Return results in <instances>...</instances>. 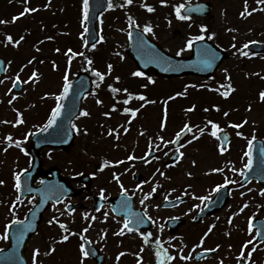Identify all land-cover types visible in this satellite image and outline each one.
Masks as SVG:
<instances>
[{"label": "rangeland", "instance_id": "1", "mask_svg": "<svg viewBox=\"0 0 264 264\" xmlns=\"http://www.w3.org/2000/svg\"><path fill=\"white\" fill-rule=\"evenodd\" d=\"M213 5V18H209L207 20H186L181 21L177 19L175 14L171 15L170 10H168L167 13H163V16L167 19V22L165 23L169 29L168 34L165 33L162 29L164 26H162V29H158L155 22L153 23V29L155 32V35H152L149 33V37L158 42L161 47L167 51L168 53L177 55V52H179L182 48L185 49L183 52H181L180 55H188L189 52H187L186 44H184L188 39L202 34L200 32V26L206 25L208 31L206 32L207 36H210L212 33H214L215 30H217L220 33H226L232 25L236 24V16H233L234 12H241L243 11V6L245 4V0H235V3H239V5H234V8L229 7V0H208ZM252 1V3L249 4L250 8H264V6H260L257 3H254L256 0H249ZM50 3L54 6L53 0H36L32 5H29L25 0H17L16 3L18 7L14 8V10H17L12 15H18L21 12L24 11L25 7L30 8H36L39 9V13H42L44 10L43 8H39L37 5H45L47 3ZM56 2V1H55ZM173 4H188V0H173ZM36 4V5H35ZM242 4V5H241ZM57 5V4H55ZM166 7V6H164ZM54 7L48 8L44 14L46 18L50 17L52 10ZM58 13H62L64 16L63 19H68L71 22V25H57L47 23L46 21H43L42 26H39L36 22L34 13H28L25 19H22L19 21L15 27H9L11 28V33L14 36H17L16 33H19L25 26L26 22H33L35 20L36 23H29L27 24V28L30 31H36L38 33V38L36 40H39L41 43L39 47V51L35 50L38 48L37 45H32L30 42L31 40H28V38L21 41L18 47H20V57L14 58V55H9L6 52V55L3 56L6 60V66L7 68L15 69L11 62H18V61H26L27 58L31 59L34 52L35 57V63L39 65L40 69L38 70L39 74H42L43 78V85L45 87V93L40 97L36 95H32L30 99H28L24 104H20L18 107V110L22 111V108H28L30 109V116L29 117V123L26 127V132L34 133L37 131V126H35V121L38 122H45L47 117L50 115L51 110L53 109L56 99L55 96L58 95V92L62 88V80H63V72L64 69L60 68L56 73L54 71H51V67L49 66V62L52 61L51 65L54 67V63L60 56V51L57 52L56 49L59 48L60 50H63L66 48L67 45H69L68 49H74L73 52L79 53L80 47H86L84 36L82 37V33L84 30L82 29L83 26V0H61L58 6ZM165 10V9H164ZM12 11V10H10ZM166 11V10H165ZM112 10L110 9L107 13H103L97 20L96 28L97 33L99 37L102 35L104 37L103 41L98 40L96 49L90 48L91 52H95L101 47H104L105 45H112L114 46V43L117 42L121 48L126 47V27H128V24L122 25L121 23L119 25H116L114 28H117L115 37L111 36L109 40L107 39L108 36V30L105 29V24L108 21L107 19L111 16ZM161 14V13H160ZM68 18H67V17ZM222 16H225L222 18ZM255 18L257 19V22H259L261 25H259V29H256L257 31L260 30L262 33H264V11H257L255 13ZM171 20V25H169L168 20ZM48 21V20H47ZM247 21V20H246ZM142 23V21H140ZM25 23V26H24ZM140 23V24H141ZM155 23V24H154ZM49 24V25H48ZM139 24V25H140ZM114 25V24H113ZM142 25H140L141 27ZM254 27V26H253ZM28 29H26L28 31ZM40 29V34H39ZM23 32L21 36H23ZM204 34V33H203ZM217 34V32H216ZM27 34L24 36L26 37ZM80 36V37H79ZM47 37H52V39H47ZM114 38V40H113ZM252 38V37H251ZM258 39L257 35L253 36V39ZM80 40V41H79ZM107 41V44L105 42ZM212 42H215L220 47L226 49L228 58L222 63L220 68L217 70L215 75L211 80H205V83H209L208 88H212L211 86H217L218 83L221 84H227L228 80L226 79L227 76L231 77V84L235 91L231 92L228 97H224L221 94H214L211 93V91L207 88L205 85H201V88H197L200 83L198 80H188L189 86H187L188 81H172V82H164V81H156L152 85H149V80L142 78H139V83H141L142 89H140V94H143L146 97L147 101H155L154 105L151 106L149 102L144 101L143 108L139 107L140 113H149V118L147 116L143 117L141 119L142 127L136 124L134 126L135 133L139 135L141 131H143L144 127H149V145L150 142L153 145H159V148L155 147V150L160 153L159 159L156 160L153 163V176L149 179V181L153 182L154 186L156 187L158 184L162 185L168 180V184L170 186L176 185L178 183H181L184 181V184L190 185V190L183 186L180 187V189L188 193L191 191L192 193L189 194L190 197H194V183L190 181L191 177L194 176H202V175H213V173L218 174V172L223 171H217L212 172V169H225L226 172L233 173V168L237 170L241 169L243 164L241 163L240 159V152L243 150V144L246 143V139L248 140H254L255 139H262L264 137V101L260 100V92L264 91V61H257V64L254 60L250 58V56H242L237 53V49H239L238 46L236 48H226L223 47L224 45L227 46L229 43L225 44V41H218L215 37L213 39H210ZM217 41V42H216ZM218 42L220 44H218ZM116 44V43H115ZM223 45V46H222ZM80 46V47H78ZM110 47V46H108ZM115 47V46H114ZM109 54V56L106 58V62H112L113 65L116 64L120 65L121 68H124L125 66H128V68L132 67L131 64L126 60L123 56V52L121 49H115ZM66 60H69L71 57V64L74 72H77L81 67H86L85 64L80 63V58L78 55L71 56L70 54L65 55ZM65 57L61 56L60 61L63 63L65 61ZM123 57V59L121 58ZM12 59V60H11ZM257 59V58H256ZM10 62V63H9ZM58 64H55V67H57ZM108 70V67L105 68ZM224 69H227V73H225ZM71 69V72H73ZM129 72L128 74H130ZM15 75L17 73H14ZM258 74V75H257ZM22 76V73H20ZM23 77V76H22ZM25 77V76H24ZM29 76H26L25 79L27 80ZM40 77V76H39ZM107 78L112 79V74H109L106 76ZM209 81V82H206ZM36 83L29 82L27 83V91L25 94L30 92L31 89L34 88ZM144 85H147V87H144ZM192 85H195V87H191ZM187 86V95H180L177 96V93H183L184 91L178 90L179 87ZM40 85L37 86L39 88ZM213 90V89H211ZM49 95H45V94ZM217 93H220L217 91ZM25 94H23L25 96ZM1 97V96H0ZM169 97H175L174 99H169ZM2 98V97H1ZM150 98V99H149ZM9 99L6 98L5 100H2V103L4 105L2 110H5V108L11 104L8 103ZM103 101L102 104L98 105H109L111 106L112 102L109 99L103 98L101 99ZM92 100H89L86 104V109L90 110V112H98V110L93 106ZM165 101L169 104H165ZM182 102L180 105H175L176 103ZM168 105V111H167V118L165 127L161 129V123L164 122V115H165V108H167ZM192 105H195V110L192 112H187L186 109L192 107ZM212 106H218L219 111L210 110L209 114H206L205 109H209ZM130 106V105H129ZM249 106H251V110H249ZM100 110V108H98ZM198 110H202L204 112L205 118L203 119H196L197 114L196 112ZM228 112L229 115L225 116L224 112ZM23 112V111H22ZM113 113H117V110L112 111V121H114V125H118L121 123V120L118 119V115H114ZM169 114V115H168ZM210 114H213L210 115ZM95 116H99L98 113L95 114ZM218 116V117H217ZM220 117V118H219ZM222 118V119H221ZM186 120L187 123L190 125H194L195 123H198L197 126L199 127H205V123L207 120L212 121H220V126H224L226 128L231 127L232 124H241L243 121L247 120V123L244 124V126L239 130L238 128L232 127L231 132L233 133V142L232 146L228 150L227 158L216 157L214 154V147L211 144V141L209 137L205 136L198 140L197 146L194 148L192 146L187 147L183 150L185 153L184 157L182 158V161L178 164H174L171 166H168V170H164L161 168V166H164V164L168 161L169 157L172 155V148L171 143H168L165 147L164 143L158 139V137L162 136L164 138V141H171V139L176 136V132L180 130L182 127V122ZM226 121V123H224ZM185 122V123H186ZM193 122V123H192ZM184 124V123H183ZM135 125V122H134ZM181 125V126H180ZM211 128V125H209ZM181 127V128H180ZM140 128V129H138ZM179 128V129H178ZM207 130V128L205 129ZM174 133V135L171 137V135ZM194 134L198 132V129L193 130ZM211 132V131H210ZM237 132L242 133V135H237ZM209 134V133H207ZM82 137H80V140ZM14 140H20L19 138L15 137ZM126 145L128 142H125ZM145 144V141H143V145ZM22 145V143H21ZM200 147V148H199ZM150 149V148H149ZM239 151V152H238ZM168 152V155L165 156L164 153ZM4 158H12L15 163H19L21 161V153L18 147L13 145L12 147L8 148L7 152L3 149V156ZM232 158V159H231ZM238 158V159H237ZM85 161H94V159H89L85 156ZM196 161V166L192 164V161ZM160 162V163H159ZM159 169L160 171L165 173V176L155 175L159 174L156 170ZM174 171V172H171ZM191 172L192 175L189 176L188 173ZM185 176H188L185 178ZM167 177V178H165ZM222 181V180H221ZM179 188V187H176ZM207 191H210L209 189H206L205 186L201 187L196 193L198 196H204L207 194ZM178 191L173 188V194H177ZM241 193H244L242 190H234L233 193V207L234 210L238 206L242 205V195ZM254 191H251V195H248L247 197H244V203L251 202V198L254 197ZM261 199V205H257L255 208L251 207L249 215H253L262 208V211L259 213V216H264V196L260 197ZM194 200L192 202V205L194 206ZM155 205V202H154ZM138 206L140 209L149 212V202H146V204H141L138 202ZM156 207V206H155ZM154 207V208H155ZM192 206L189 207H183L182 211L190 212ZM155 214H157L155 212ZM103 221H107L104 220ZM64 222V221H61ZM68 223L67 225H69ZM112 225L118 232L123 224L119 223L118 221H112ZM243 216H236L235 221L232 225V227L226 226L223 227L218 231V234L220 231L226 230L230 235L235 234L234 238H237L234 245H238L241 240L245 239L243 235H241L243 231ZM3 226H0V232L1 228ZM69 230H73L72 226H68ZM242 229V232L239 234L240 230ZM40 233L38 236L33 238L29 245L27 246L26 250V256H29L30 263L33 264V251L36 248H39L41 250H45V252L48 251L49 245L53 244L54 240L60 239L61 235L64 234L63 230L59 226H41ZM240 236H243L240 239ZM48 237V238H47ZM225 243H223V258L226 260L230 258L232 255H235L237 252V247H233L232 251L227 249L225 246ZM6 243L4 239L0 240V248L5 247ZM75 246H76V237L69 238L68 242L58 243L55 245L56 251L51 254L52 258H48L49 255H44L45 252L41 251V255L38 257V260L42 262V264H58V263H52L51 259L57 260L60 259V264H80L81 258L75 256L73 252H75ZM28 251V255H27ZM146 259V257H144ZM142 264H145L144 261Z\"/></svg>", "mask_w": 264, "mask_h": 264}, {"label": "flooded vegetation", "instance_id": "2", "mask_svg": "<svg viewBox=\"0 0 264 264\" xmlns=\"http://www.w3.org/2000/svg\"><path fill=\"white\" fill-rule=\"evenodd\" d=\"M83 129H87V134L84 133V139L83 142H77L69 148L68 152L66 153L67 157V172L71 174L70 182L73 183L72 186H77V183H74L75 179L77 180V175L73 176L74 168L81 169L82 162L84 161V166L87 169L91 170V182L88 186H82L78 183V188H82L83 192L81 195H79L76 198V203L80 211L84 212L86 211L89 206L91 205L92 199L96 197H100L99 192L100 189H104V198L103 201H101V204H103L104 209H108V201L120 194H126L128 196H131L135 199V202L142 199L144 193H148L151 191V189L154 187L153 182L149 181V179L152 177V175H149V163H145L143 160L136 159V160H128L127 157L129 155H134L136 157H145L147 160H149V127H146L144 129L148 130L145 136V144L143 145V141L141 143L140 148L137 150V144L136 141L133 140V130L130 127L128 128V131L125 132L121 126H115V127H102V126H90L89 119H85L84 121ZM115 129L116 132L113 133L112 136L108 135L109 129ZM84 132V131H83ZM119 134V139H116V135ZM102 135H104L105 142L103 143V147H101L99 150H93V142L95 139H99ZM190 138V135L187 137V139L182 143L183 145L185 142ZM113 139L115 142H108L107 140ZM107 141V142H106ZM125 142H131L130 146H126ZM112 147V148H111ZM106 148H110L108 152H106ZM81 149V150H80ZM183 147H180L179 151H182ZM88 157L89 159H99V163L96 164L93 160L92 161H85L84 158ZM148 157V158H147ZM118 161L123 160L124 163L122 164H115L113 163L111 166L106 167L104 171H99V169L103 166L104 161ZM51 165H49L47 162L43 163V169L47 170ZM76 166V167H75ZM95 173V175H93ZM113 173L120 175V181L117 182L113 179ZM81 174V173H80ZM86 175L85 173H83ZM79 175V174H78ZM134 175H140V178L137 182L133 181ZM96 178H101V180L97 181ZM227 178L229 181H234V177L232 174H222L219 176V180H225ZM239 179L237 178L236 181ZM147 181V183H145ZM217 181H214L212 183V177L210 176H195L194 180V206H192L190 212L187 211H177V208L170 209V210H164V216L170 215L168 219L174 218L177 220H181L182 224L179 226V228L175 231L174 234H170L169 231L165 228H162L159 226V231L156 235L153 234L151 237H149V264H152L153 262V256L152 252H155L158 249V246L155 245V241L157 238L160 239L161 242H163V248L167 249L168 253L170 255H173L176 257L175 260L166 261L165 264H220V261H223V264H264V241L257 242L256 238V232L254 229H251L249 231V226H243V235L245 239L241 240L238 245H234L237 238H234V233L229 234L226 230L220 231L218 234V231L222 229L223 227L229 226L232 227L234 222V213L238 212L241 208L234 210L233 205V193H234V183H229L226 185V187L230 188V197L226 201L225 205L219 209L215 214L207 215L202 219L201 222L194 225L193 217H196L198 213L203 211L205 209L206 204L209 201H201L199 199H196L195 197H199L197 195V191L203 187H216ZM123 184L124 188L127 189V193H123L122 189L120 187V184ZM253 184V183H251ZM140 185L141 187L138 188L137 186ZM183 185L187 188H189L188 184H184V182H181L178 186ZM142 188V190H141ZM156 191L152 193L151 197L146 201H157L159 198H168L170 197L169 187L162 186L159 187L157 185ZM187 194V193H186ZM212 194V193H211ZM211 194L208 195L211 199ZM186 196V195H185ZM244 196L247 197V195H242V204H244ZM101 198V197H100ZM190 201V198L186 199L183 203V205L188 204ZM221 201H217L215 203V206L220 204ZM248 204V207L244 209V218H249V212L250 208L254 207L253 204L246 202ZM255 204L258 205V201H255ZM196 205H200V208H196ZM103 215V211H100ZM149 215V214H148ZM17 216H20L18 214ZM217 217L219 219H217ZM229 218H232V223L229 224L228 220ZM252 218L259 219L260 216L254 215ZM215 224V228L213 231L207 235V237L204 236V234L207 232L208 228ZM83 228H86L83 226ZM242 229L240 230L239 234L242 232ZM99 229L91 226L89 228V231L85 233L87 237L90 238L91 243L96 246L99 251L104 253L105 257L108 258L109 254L105 251V247L100 240V233L98 232ZM240 236V239L243 237ZM171 237H176V239H170ZM204 238V242L201 245V238ZM249 240H253L252 244H249L247 248H242V246ZM225 243V246L227 249L231 250L233 247H237V252L235 255H232L228 259L223 258V243ZM81 244V240H80ZM79 244V246H80ZM99 244V245H96ZM193 245L194 248L191 250L190 246ZM199 245V246H198ZM219 247L217 248V246ZM77 246V245H76ZM75 246V249H77ZM183 247V254L185 256L191 255L190 260H182L179 258V248ZM255 247L256 251L252 253L251 261L247 260H239L238 257L240 255V252L243 250L245 253V257H247L249 251ZM206 249H215V251H206ZM201 252L209 253L206 257H204L201 260H195V255ZM152 254V255H151ZM86 264H94L89 258L85 259Z\"/></svg>", "mask_w": 264, "mask_h": 264}, {"label": "snow or ice", "instance_id": "3", "mask_svg": "<svg viewBox=\"0 0 264 264\" xmlns=\"http://www.w3.org/2000/svg\"><path fill=\"white\" fill-rule=\"evenodd\" d=\"M25 2H27V0H25ZM134 2V0H125V3H122L120 4L119 6L120 7H125L126 5H132ZM160 3L162 5H166L168 3V0H160ZM256 3L258 5H264V0H256ZM142 7L146 8V10L148 12H154L155 11V8L149 4H142L141 5ZM114 7L113 5V0H107V8L108 9H112ZM185 5L184 4H179V5H175L174 6V12H175V16L177 17V19L181 20V21H185V20H190L191 19V16L190 15H187V14H182V10L185 9ZM38 9L36 8H30V7H25L24 11L21 12L19 14V16H23L25 14H28V13H31V12H35L37 11ZM264 11V8H260V9H256V8H252L251 10H249V6H248V0H245V4H244V9L243 11H241L240 15L241 17H245V16H250L252 15L253 12L255 11ZM19 16H13L12 18V22H15L17 19H19ZM89 20V0H83V22H87ZM128 20H129V28H132V27H136V28H139L140 25L137 24L133 18L131 16L128 17ZM3 23H8V21H4V20H0V24H3ZM168 23L169 25H171V20L169 19L168 20ZM208 31L207 29V26L206 25H201L200 26V32L202 34L200 35H196L190 39L187 40L186 42V48L187 49H191L192 46H193V42L194 41H202L205 39V36L203 35V33H206ZM228 31H234V29H228ZM89 32V29L87 27L84 28V32L81 34L82 37L87 34ZM142 32L143 33H150L152 35H155V32H154V29H153V25L151 23H147L143 26V29H142ZM215 33H212L210 36H208V39H213L215 37ZM128 36L129 38L132 37V32L129 31L128 32ZM7 43H10V44H14L15 46H19L20 42L24 40V36H20L19 39H16L14 40L13 36L11 34H6V37H5ZM47 39H52V37H47ZM104 37L101 35L99 37V40L100 41H103ZM236 38L233 37V40H235ZM145 41H143V37H141V43H144ZM85 46H88V41L85 40ZM97 47V44L96 43H92L91 44V48L92 49H96ZM233 48H236V45L233 44L232 45ZM249 47V44L248 43H245L243 45L242 48L240 49H237V52H239L240 55L242 56H248L249 53L247 51H244V49H247ZM40 49L37 48V51H39ZM185 49H181L179 52H177V55H180L181 52H183ZM57 52L60 51L59 48L56 49ZM66 55L68 54H71V56H76V55H80V56H83L84 53H75L73 52V50L70 48L67 50V52L65 53ZM204 55L207 57L204 61V63L207 65V66H211V63L212 61H214L216 59V53L211 50V49H206L205 52H204ZM123 59V57H121ZM35 59V57H33V60ZM164 59L166 62H167V58H162ZM86 62L89 66H91L93 64V61L91 59H88L86 58ZM10 63V62H9ZM29 64L32 63V60H29L28 62ZM54 63V67H55V62ZM71 64V57L69 59V65ZM3 65V62L0 61V67H2ZM27 65H25L26 67ZM108 72L107 73H104V72H101L99 70H96V69H92L93 71V74L95 77L98 78V80L102 83L104 80H105V76L106 75H109L111 74L112 70H113V65L111 63L108 64ZM6 71V69H4ZM23 69H21L22 71ZM169 69L168 68H165L164 71H168ZM225 73H227V69H224ZM131 75L133 77H145L146 76V73L143 72V71H140V70H136V71H133L131 73ZM258 75V74H257ZM7 79V77H6ZM64 79V86H63V90L62 92L59 94V95H56L55 96V99L57 101L55 107L51 110V114L47 120V123L43 126L42 129H40L41 131H47L48 129L52 128L54 125L57 124V121H58V118L61 117V114H62V110L64 109V104H62L60 101H63L69 94V91H70V88H71V84L69 82V77H68V74L66 73L63 77ZM117 81L120 80V77L117 76L115 78ZM147 79L152 82V83H155V81L152 79L151 76H148ZM226 79L228 80V83L227 84H221L220 87L218 89H215L216 91L220 92V94L224 97H228L230 95L231 92L235 91V89L233 88L232 84H231V77L230 76H227ZM39 80V74L37 71H33L31 76H29L28 80L26 81H23V83H29V82H32V83H36L37 81ZM4 81L3 80H0V84H2ZM18 83H21V77H20V74L17 73L14 80H13V83H12V89L16 88ZM97 87H99V84H97ZM109 87L111 88V91L113 93H120L121 91H123L124 93L127 94V98L124 99L122 102L124 104H128L133 98H136V99H139L141 101H146V102H149V103H155V101H147L146 100V97L143 95V94H140L138 96H135L134 97V94L131 93L129 91L128 88H118V87H113L111 85H109ZM144 87H147V85H144ZM191 87H195V85H192ZM12 89H9V92L12 91ZM221 89H224V91L221 92ZM46 96L49 95V94H45ZM92 95H96L95 92L92 93ZM177 96H180V95H187V86L185 88V91L183 93H177L176 94ZM260 100L261 101H264V91H261L260 94ZM175 97H169V99H174ZM17 99V96L13 95L11 99H9L8 103L9 104H12L13 101ZM97 104H102L103 101L100 100V99H97ZM167 102H165L166 104ZM144 105H141V107H143ZM195 105H192V107L186 109L187 112H192L195 110ZM217 111H219V107L218 106H213ZM112 110L115 111L116 108H115V105L112 106ZM249 110H251V106H249ZM17 112V119L13 122V121H0V123H5V124H8V123H12L13 126H17L19 124H23L24 123V119H23V113H21L19 110H15ZM123 111L125 113H131L132 117L134 118L137 113L140 111L139 108H136V109H133V108H129V107H125L123 109ZM205 111H208V109H205ZM80 116H83V117H87L90 115V113L87 111V110H83L79 113ZM105 116H110L111 113L110 112H105L104 113ZM224 115L225 116H228L229 113L226 111L224 112ZM166 120H167V109L165 108V115H164V122L161 123V129H163L165 127V123H166ZM129 124L131 123V121L128 122ZM247 123V120L243 121V123L241 124H232L230 125L231 127H234V128H242L244 126V124ZM208 125H211V132H210V135L217 138L218 140L221 138L220 137V134L223 133V129L221 128L220 124L217 123V122H214L212 120H207L206 122V125L205 127H199V126H192L190 125L189 123H185L183 128L180 130V132H178L176 134V138L172 141H164V138L162 136L158 137V139L160 141H162L165 145V147L167 146L168 143H172V144H177L180 142L181 140V135L184 134V133H193V127H197L198 129V133L199 135H196V134H193L192 135V139L188 141V143H192L194 140H197L200 138V136L204 135L205 134V129L207 128ZM71 127L73 129H75L77 132H80L81 129L77 127V125L75 123H72ZM121 128L124 129L125 132L128 131V128L124 127L123 125H121ZM84 133L87 134V129H83ZM116 132L115 129H109L108 130V135L109 136H112L113 133ZM34 133H31L29 132L27 135L28 136H31L33 135ZM141 135H143V133H141ZM237 135H242V133L240 132H237ZM116 139H119V134L116 135ZM224 140H227V136H224L223 137ZM253 139H255V137H253ZM4 140L7 142V147L4 149L5 152H7L8 148L12 147L13 145H15L16 147H20L21 146V143L22 141L20 140H14L13 136L11 134H8ZM185 145L181 144V147H184ZM249 151L247 153H245L246 156L249 157L248 159V162L247 164H245V168L246 169H251L252 168V151H251V148H252V141L249 140ZM153 147H156V148H159V145H153L151 142H150V145H149V148L150 150L153 148ZM23 150V149H22ZM227 149L226 147L221 144L219 146V151L221 153L225 152ZM176 151L179 153V156L176 160V163H179V160L182 159L185 155V153L183 151H179V149H176ZM261 153L264 154V148L261 149ZM150 154V153H149ZM165 156L168 155V152H165L164 153ZM156 159H159V157H155ZM128 160H136V159H140V160H143L145 163H150L151 161L150 160H147L145 157H136L134 155H129L127 157ZM113 163L115 164H122L124 163L123 160H118V161H115V162H112V161H108V160H105L104 161V164L103 166L99 169V171H104V169L106 167H109L111 166ZM192 164L195 165L196 164V161L193 160L192 161ZM27 171V169H25V172ZM160 176H165V173L160 171L159 169L156 170ZM212 172H217V171H223V169H212L211 170ZM232 171H236L235 168L232 169ZM241 171V174L243 175V169L240 170ZM93 175H95V173H93ZM189 176L192 175L191 172L188 173ZM167 178V177H165ZM14 179H15V185L14 187L19 191L21 189V174L19 172L17 173H14ZM113 179L116 180L117 182L120 181V175L118 174H115L113 173ZM5 181L4 180H0V185L4 184ZM145 183H147V181H145ZM229 183H236V181H229L227 178H225V183L224 184H218L215 189H213V191L215 192H219L222 188L226 187L227 184ZM120 187L122 189V192L123 193H127V189L124 188L123 184L121 183L120 184ZM138 188H140L141 186L138 185L137 186ZM189 187H191L189 185ZM142 190V188H141ZM156 191V187L154 186L150 192L148 193H144L142 199L140 200V203L141 204H144L145 201H147L152 193H154ZM248 191H252V189H249ZM99 195L101 198H104V189H100V192H99ZM241 195H244V193H241ZM260 195L261 196H264V189H261L260 190ZM196 199H199L201 201H209L210 200V197L208 196H199V197H195ZM20 199L19 196L16 197V200L18 201ZM177 199H179V197H177ZM101 207H103V205H101ZM196 208H200V205H196L195 206ZM248 207V204L245 203L243 205V207L240 209V212H243L245 208ZM15 209V204L12 205L10 211H14ZM66 210L68 212L69 215H71L72 213H74L76 211L75 208H71V207H68L66 206ZM57 211H59V209H57ZM96 211L99 212L100 211V207L96 208ZM65 214V212L63 211H60V215L63 216ZM130 215H133V216H136V219L135 221H131L129 219H125L123 221V226L122 228L117 232L115 233L116 235H120V236H123L125 235V230H127L128 232H132L134 229L132 227H130V223H135L137 225L139 224H142L144 222V217H147L148 220H152V217L151 216H148L147 214V211L144 212L143 216H139L138 214H130ZM103 217H104V220H107L108 218V213H103ZM83 218L85 220H90L91 221H95L97 220L98 218L95 216V215H91L90 217V214L88 212H85L83 214ZM193 219H195V217H193ZM217 219H219L217 217ZM23 222L18 220V219H13L11 221V223L6 226L7 228H10L13 224H22ZM49 224H52V223H56L58 224V226L63 230V233L59 239V241H56L54 240L53 241V244L50 245L49 249L47 252L44 253V255H51L52 253H54L56 251V248H55V243H63V242H66L69 240L70 236L71 235H76L77 233L75 232H71L68 228V225L66 223H63L61 222L57 217H52L51 220L48 221ZM153 223H155V221H153ZM228 223L231 224L232 223V218H229L228 220ZM91 223H89L88 227L84 228L83 229V232L84 233H87L89 231V228L91 227ZM161 229L163 228V225L160 226ZM215 228V224L211 225L207 232L204 234L205 237H207V235H209L213 229ZM252 229V221L251 219L249 220V231H251ZM20 234L21 236L23 235V232H24V229H20ZM104 235L106 236V232L104 233ZM142 236H144V239H145V243L148 242V238L151 237L152 233H147V235H145L144 233H141ZM261 235H264V232H262L261 230H257L256 231V236L259 237ZM81 240H87V236L86 235H81ZM103 238V237H102ZM0 239H8V232L5 231L3 234H0ZM170 239H176V237H171ZM204 242V238L202 237L201 238V245L203 244ZM90 243V241H89ZM156 245L158 246V249L156 251V257H157V260H158V264H165L166 261H171V260H175L176 257L173 256V255H170L167 251V249L163 248V245L160 241L159 238L156 239L155 241ZM253 243V240H249L247 241L243 246L242 248H247L249 244H252ZM199 246V245H198ZM219 247V245L217 246V248ZM206 251H215V249H206ZM256 251V248L253 247L251 249V251H249L247 257H245V253L244 251L242 250L240 252V255L238 257L239 260H247V261H251V256H252V253ZM80 252H81V256H82V259H81V262L80 264H84V259H86L89 255H90V252H89V249L85 246L84 243H81L80 244ZM140 252H143V248H141ZM41 255V251L39 248H36L34 249L33 251V264H42L41 261L38 260V257ZM125 253L124 252H121L119 253V255L117 256V260L120 259V257L124 256ZM134 255H136L138 258H137V261H136V264H142V261H143V257L140 255V253H135ZM179 258L182 259V260H190L191 259V255H188V256H185L183 254V247H180L179 248ZM220 264H223V261L221 260L220 261Z\"/></svg>", "mask_w": 264, "mask_h": 264}, {"label": "water", "instance_id": "4", "mask_svg": "<svg viewBox=\"0 0 264 264\" xmlns=\"http://www.w3.org/2000/svg\"><path fill=\"white\" fill-rule=\"evenodd\" d=\"M104 8V0H89V20H88V29L89 32L87 33V41L89 44H92L95 41V34H94V23L96 20V17L99 12ZM184 14L187 15H207L209 13V8L204 7L202 5H195L191 7H187L183 10ZM143 35L141 33L132 31V37L130 38V46L127 54L136 62L137 66L144 72H151L156 75H159L160 77H173V76H181V74H186L191 71L198 72H205L211 73L213 69L218 65V62L222 59V52L217 53L216 49L211 47V50H213L216 53V60L212 61L211 64H213V68L207 67L204 63L205 59L207 58L204 55L203 50L196 49V51L193 49L194 58L191 60H181V59H173L169 58L162 53L159 52L158 49H155L153 44L148 43V41L143 37L144 43H141V37ZM198 48L200 47L199 44L196 45ZM205 46V45H203ZM207 47V46H206ZM167 58V62L162 59ZM165 68H168V71H164ZM207 68H210L207 70ZM83 86L84 91H88L89 88V80L84 75H79L76 77L75 83L71 84V88H74L76 86ZM78 89H81L79 87ZM69 96L72 98H65L63 102L72 101L73 104V115L75 116L79 110L80 105V99L82 97V93H75L72 95L69 93ZM60 145V142H58ZM58 145V144H54ZM62 147H65L60 145Z\"/></svg>", "mask_w": 264, "mask_h": 264}]
</instances>
